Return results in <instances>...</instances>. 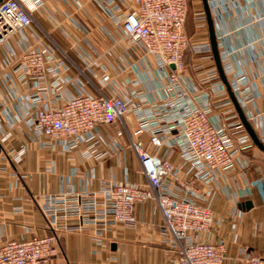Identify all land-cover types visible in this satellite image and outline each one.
I'll return each mask as SVG.
<instances>
[{
    "label": "built area",
    "instance_id": "1",
    "mask_svg": "<svg viewBox=\"0 0 264 264\" xmlns=\"http://www.w3.org/2000/svg\"><path fill=\"white\" fill-rule=\"evenodd\" d=\"M47 1L0 0V63L10 97L26 103L27 124L41 148L71 152L83 146L94 160L108 155L109 148H122L106 143L100 128L133 114L138 128L130 146L147 183L102 180L97 192L42 196L40 209L54 233L6 241L0 264H59L60 233H87L100 241L119 225L136 227V206L150 201L162 217L160 241L173 253L166 264H225L228 241L202 236L218 234L226 221L241 215L219 214L206 202L222 175L248 167V151L255 145L219 77L203 6L193 14V40L186 30L189 0H94L112 26H102L112 47L100 52L71 11L52 14ZM71 2L83 10L82 2L65 0ZM208 4L224 71L264 143V110L257 104L258 85L264 86V0ZM35 12L45 14L69 50L51 38ZM66 22L85 36L78 38ZM122 45L125 52L118 55ZM188 49L201 60L193 67L197 77L187 72ZM107 54L116 58L102 63ZM158 82L162 96L152 94ZM146 84L150 93L140 89ZM126 85L133 89L125 91ZM144 134L148 148L140 138ZM163 148L167 153L160 156ZM26 151V146L17 151V161ZM174 154L181 164L173 161ZM237 263L264 264V253L242 249Z\"/></svg>",
    "mask_w": 264,
    "mask_h": 264
},
{
    "label": "crops",
    "instance_id": "2",
    "mask_svg": "<svg viewBox=\"0 0 264 264\" xmlns=\"http://www.w3.org/2000/svg\"><path fill=\"white\" fill-rule=\"evenodd\" d=\"M78 1L83 4L81 11L76 10L72 2L67 5L65 0H48L47 8L58 16L71 11L74 18L85 26L84 31L89 30L88 38L95 47L100 52L107 51L112 42L102 31V26L111 28V24L94 0ZM34 14L51 38L60 47L69 50L68 41L53 29L45 14ZM65 26L78 38L85 36V32L74 24L66 22ZM125 48L124 45L119 46L115 52L123 54ZM0 58H3L2 52ZM115 58L107 54L102 63L109 64ZM6 71L0 63V246L9 240L54 233L40 209L44 195L84 190L97 192L102 180L147 183L130 146V136L138 128L133 114L100 128L106 143L114 142L122 146L118 151L109 148L108 155L100 160L86 157L83 146L71 152H62L57 147L54 150L43 149L41 140L27 124L26 103L10 97V86L7 87L4 80ZM128 76L132 78L133 75L129 72ZM258 87L261 95L257 104L264 110V86L259 84ZM160 88L161 82H158V89L155 88L152 94L162 96L164 93ZM123 89L131 91L133 88L126 85ZM140 89L150 93L147 84ZM140 138L148 148V135H141ZM23 146L27 147L26 154L17 161L15 154ZM158 153L164 156L167 150L163 148ZM248 155V167L222 175L206 202L219 214L236 212L241 215L226 221L218 234L202 236L207 240L222 236L228 241L225 264H238L242 249L264 253V152L255 146L248 151ZM173 161L181 164L177 154L173 155ZM135 215L138 221L136 227L119 225L100 241L87 233H60L59 264H166L173 259V253L160 241L162 217L154 202L138 204ZM77 223L76 220L70 221V224Z\"/></svg>",
    "mask_w": 264,
    "mask_h": 264
},
{
    "label": "water",
    "instance_id": "3",
    "mask_svg": "<svg viewBox=\"0 0 264 264\" xmlns=\"http://www.w3.org/2000/svg\"><path fill=\"white\" fill-rule=\"evenodd\" d=\"M202 2V6L203 9L205 11L206 17H207V23H208V34H209V40H210V44L212 47V54L214 57V61L216 64V68L219 74V77L222 81V83L225 85L226 90L228 92V95L236 109V112L243 124V126L245 127L249 137L251 138L252 142L254 143V145L256 147H258L260 150H262L264 152V143L260 140V138L258 137L256 131L254 130L252 124L249 122V120L247 119L243 109L241 108L232 88H231V84L230 81L224 71L221 59H220V53H219V48H218V41H217V36H216V31H215V24H214V20L209 8V4H208V0H201ZM172 68H174V66H172ZM248 205H251L250 203Z\"/></svg>",
    "mask_w": 264,
    "mask_h": 264
},
{
    "label": "rangeland",
    "instance_id": "4",
    "mask_svg": "<svg viewBox=\"0 0 264 264\" xmlns=\"http://www.w3.org/2000/svg\"><path fill=\"white\" fill-rule=\"evenodd\" d=\"M201 5V0H189V11H188V18H187V23H186V30H187V34L191 39H197L196 33H195V26H194V22H193V14L196 11L197 7H199ZM191 62L189 64L186 65L187 68V72H189L188 74H190L191 76H199V75H195L197 74V71L193 70V67L195 64L200 63L201 60L199 59V57L197 56H193L192 59H190Z\"/></svg>",
    "mask_w": 264,
    "mask_h": 264
},
{
    "label": "trees",
    "instance_id": "5",
    "mask_svg": "<svg viewBox=\"0 0 264 264\" xmlns=\"http://www.w3.org/2000/svg\"><path fill=\"white\" fill-rule=\"evenodd\" d=\"M202 5V4H201ZM193 57V54L191 52V50H187L186 53H185V57H184V62H185V65L189 64L191 62L190 59H192Z\"/></svg>",
    "mask_w": 264,
    "mask_h": 264
}]
</instances>
